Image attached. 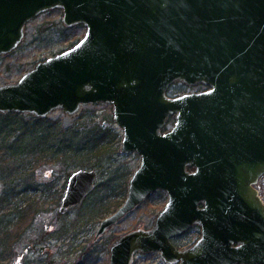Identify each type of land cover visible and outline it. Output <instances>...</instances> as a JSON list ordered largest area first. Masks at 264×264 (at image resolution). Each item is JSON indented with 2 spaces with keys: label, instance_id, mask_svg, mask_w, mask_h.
Masks as SVG:
<instances>
[{
  "label": "water",
  "instance_id": "1",
  "mask_svg": "<svg viewBox=\"0 0 264 264\" xmlns=\"http://www.w3.org/2000/svg\"><path fill=\"white\" fill-rule=\"evenodd\" d=\"M53 8L83 35L0 85V112L112 106L120 150L140 161L96 235L157 189L167 201L150 229L113 241L108 264H131L137 251H159L166 264H264V202L253 187L264 174V0H0V54ZM177 80L207 88L169 96ZM96 177L71 172L59 210L80 203ZM195 222L201 237L176 248L170 238Z\"/></svg>",
  "mask_w": 264,
  "mask_h": 264
},
{
  "label": "rangeland",
  "instance_id": "2",
  "mask_svg": "<svg viewBox=\"0 0 264 264\" xmlns=\"http://www.w3.org/2000/svg\"><path fill=\"white\" fill-rule=\"evenodd\" d=\"M65 27L68 26L62 21L61 8L49 9L29 20L17 47L0 54V85L15 83L37 61L67 48L85 31L82 26L70 34L71 30ZM205 88L201 83L187 85L175 81L167 88V94L174 96L182 93L176 90L193 92ZM44 118L47 123L35 125L31 133L23 134L14 143L12 139L0 137V146L15 155L13 159L0 162V208L10 207L9 211L0 209V264H108L113 241L130 230L153 226L167 194L164 190L152 193L102 234L96 235L100 220L118 207L114 203L122 201L123 193L126 196L128 180L124 191L115 186L124 182L122 177L129 178L140 156L135 151L120 150L123 131L114 122L112 106L108 103L84 104L71 114L58 107ZM61 126L68 131L63 132ZM38 129L44 137L33 144L28 138L39 135L35 134ZM101 130H106V138L97 141L96 132ZM74 133L77 135L72 137ZM39 148L47 150L48 154L39 155ZM53 148L73 151L55 156L49 153ZM30 151H33L32 156ZM95 152H100V156ZM79 168L96 171L94 187L81 203L61 213L58 197L63 194L68 176ZM111 171H116L119 181L109 180ZM258 188L264 197V175ZM27 210L29 212L25 213ZM17 216L26 220L24 226L15 231L13 223ZM192 238L187 234L175 241L189 244ZM131 264L165 263L158 251H137Z\"/></svg>",
  "mask_w": 264,
  "mask_h": 264
},
{
  "label": "trees",
  "instance_id": "3",
  "mask_svg": "<svg viewBox=\"0 0 264 264\" xmlns=\"http://www.w3.org/2000/svg\"><path fill=\"white\" fill-rule=\"evenodd\" d=\"M84 26L82 23H77V24H74L72 26H68V27H65L66 29L68 30H71V33L70 34H73V32H76L77 28L79 27H82ZM69 34V35H70ZM67 35V36H69ZM76 40L74 42H76L79 38H75ZM73 42V43H74ZM72 43V44H73ZM181 85V84H180ZM184 90H176V92H183ZM45 121V122H44ZM169 122H173V118H170L168 120ZM48 122H51L53 123L52 121H49ZM43 123H47V120L44 118V117H41V116H32L28 113H21V112H16V111H9V112H0V137L3 138V140H11L13 143L19 139V137H21L23 134L25 133H31L33 131V127H35V125H42L43 126ZM94 127V126H93ZM63 132H66L68 131V129L66 127H59ZM44 130V127L43 129ZM43 132V131H42ZM96 132V131H95ZM97 133V137H96V140L97 141H102L106 138V130H101L100 132H96ZM35 134H39V135H32L31 138L29 137L28 139H31V142H33V144H37V142L39 141V138H42L44 137V133L41 135V131L40 129H38ZM74 135H77V133H74L72 135V137ZM17 138V139H16ZM1 139V138H0ZM98 144L100 145V143L98 142ZM55 145H53L54 147ZM62 147V145H60ZM71 146V145H69ZM4 146H0V162L4 161H8V159H13L14 158V154L13 153H8L4 147ZM35 147V146H34ZM56 147H59L56 145ZM99 147V146H98ZM97 147V148H98ZM2 150V151H1ZM51 151V149H49ZM73 151L72 149H68V152H66L64 149L62 150H58V149H54L53 148V152H49V153H54L55 156H64V155H67L69 152ZM98 151V150H96ZM29 153H31V156L33 155V151H30ZM39 155H45V154H48L47 153V150L45 149H42V148H39ZM8 154V155H7ZM21 154V153H20ZM72 154V153H71ZM100 152H95V155H99ZM17 156V155H16ZM100 156V155H99ZM35 158V157H33ZM65 161V160H63ZM135 169V168H134ZM112 175L111 178L109 177V180H112L111 182H115V181H119L120 180V176L119 175H116V171H111L110 172ZM127 177V176H126ZM126 177H122V180H124V182H121V183H118L115 188H118V189H123V191L125 190V185L127 184V180L129 179H126ZM130 177V176H129ZM107 186V185H106ZM105 184H104V187L106 188ZM112 189H114V187L111 186ZM96 189L98 190V188L96 187ZM95 190V188H94ZM24 190H21V192H23ZM26 191V190H25ZM24 191V192H25ZM92 191V190H91ZM90 191V192H91ZM89 192V193H90ZM157 192H161V191H157ZM155 193V192H154ZM124 195L122 196V201L124 200L125 198V193H123ZM8 198L6 200H8V203L9 205L11 204V201L9 200V195H7ZM12 196V195H11ZM11 196H10V199H11ZM62 196V194L59 195L58 199H60ZM165 197V195H164ZM122 201H117V203H114V206L117 207L119 206ZM1 209V208H0ZM10 207H2L1 210H7L9 211ZM29 212V210H27L25 213ZM31 214V212L28 214V216ZM0 215H1V212H0ZM27 216V217H28ZM1 218V216H0ZM17 220L14 221L13 223V228L16 229L15 231H17L20 227V225L22 223L25 222L26 218L24 217H16ZM1 230V229H0ZM2 232V230H1ZM12 238V237H10Z\"/></svg>",
  "mask_w": 264,
  "mask_h": 264
},
{
  "label": "flooded vegetation",
  "instance_id": "4",
  "mask_svg": "<svg viewBox=\"0 0 264 264\" xmlns=\"http://www.w3.org/2000/svg\"><path fill=\"white\" fill-rule=\"evenodd\" d=\"M195 169V167H193V166H187V170H189V171H193ZM263 175L264 174H262L258 179H257V181L253 184V187L256 189V191H257V195H258V197L259 198H261V200L264 202V197H263V193L261 192L262 190H260L259 188H258V186H259V182H260V180H261V178H263ZM64 190H65V188H64ZM162 189H157V190H155V191H153V192H151L149 195H151L152 193H154V192H157V191H161ZM63 194H64V191H63ZM63 194H62V196H63ZM89 194V193H88ZM87 194V195H88ZM167 194V193H166ZM86 195V196H87ZM148 195V196H149ZM62 196H61V198H60V202H59V207H60V205H61V199H62ZM85 196V197H86ZM147 196V197H148ZM84 197V198H85ZM146 197V198H147ZM83 198V199H84ZM125 199V198H124ZM83 201V200H82ZM81 201V202H82ZM167 201V197H166V200H165V202ZM80 202V203H81ZM123 202V201H122ZM165 202H164V204H165ZM79 204V203H78ZM78 204H76V205H78ZM163 204V205H164ZM76 205H73V206H70V207H67L65 210H67V209H69V208H72V207H74V206H76ZM202 202H200V203H198V207H202ZM59 207H58V211L59 212H64V211H60L59 210ZM163 207V206H162ZM34 214V213H33ZM103 219V218H102ZM101 219V220H102ZM100 220V221H101ZM100 223V222H99ZM24 224H25V222L24 223H22L21 225H20V227L22 228L23 226H24ZM99 226V225H98ZM152 227V225L149 227V228H146V229H150ZM98 228V227H97ZM126 233V232H125ZM201 233H202V227H201V224L199 223V222H195V223H193L188 229H186L184 232H182L180 235H176V236H173V237H171L170 238V240H171V242L175 245V247L176 248H178V249H184V248H187V247H189L190 245H192V244H194V243H196L197 241H198V239L201 237ZM187 234H189V235H191L193 238H192V242L191 243H189V244H185L184 242H180V243H178V242H176L175 240L177 239H182L183 238V236H185V235H187ZM122 235V234H121ZM119 237V236H118ZM185 244V245H184ZM110 248V247H109ZM155 252H157V251H155ZM159 252V251H158Z\"/></svg>",
  "mask_w": 264,
  "mask_h": 264
}]
</instances>
